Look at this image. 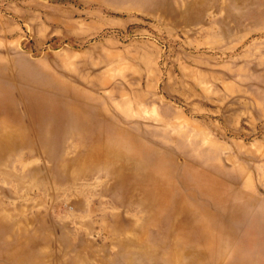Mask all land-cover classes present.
Returning a JSON list of instances; mask_svg holds the SVG:
<instances>
[{
    "label": "rangeland",
    "instance_id": "374dc122",
    "mask_svg": "<svg viewBox=\"0 0 264 264\" xmlns=\"http://www.w3.org/2000/svg\"><path fill=\"white\" fill-rule=\"evenodd\" d=\"M0 264H264V0H0Z\"/></svg>",
    "mask_w": 264,
    "mask_h": 264
},
{
    "label": "bare ground",
    "instance_id": "6f19581e",
    "mask_svg": "<svg viewBox=\"0 0 264 264\" xmlns=\"http://www.w3.org/2000/svg\"><path fill=\"white\" fill-rule=\"evenodd\" d=\"M200 187H203V188H202L203 191H206L205 188H207V185H205L204 183H202V185H201ZM208 191L211 192L212 195L216 194V191H214L213 189L208 190ZM206 192H207V191H206ZM204 227H205V226L202 227V231H204Z\"/></svg>",
    "mask_w": 264,
    "mask_h": 264
}]
</instances>
